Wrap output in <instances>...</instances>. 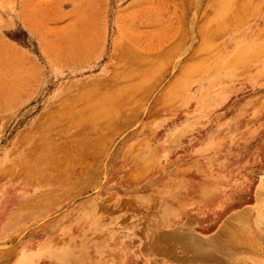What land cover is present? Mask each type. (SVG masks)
<instances>
[{
	"label": "rangeland",
	"instance_id": "1",
	"mask_svg": "<svg viewBox=\"0 0 264 264\" xmlns=\"http://www.w3.org/2000/svg\"><path fill=\"white\" fill-rule=\"evenodd\" d=\"M263 174L264 0H0V264H264Z\"/></svg>",
	"mask_w": 264,
	"mask_h": 264
},
{
	"label": "crops",
	"instance_id": "2",
	"mask_svg": "<svg viewBox=\"0 0 264 264\" xmlns=\"http://www.w3.org/2000/svg\"><path fill=\"white\" fill-rule=\"evenodd\" d=\"M36 5L44 6V5H46V3L36 1ZM32 18L23 15V12H22L19 16V19H18L19 24L30 36H32L33 38L39 39L38 27L36 25V22L33 21ZM64 254H61L58 251V255L51 259V261H52L51 264H104L103 258H102V253H101V255H100V253L96 254L98 256L95 255L92 260L89 259V256L82 255L80 252H77V251H73V252L64 251ZM15 262L16 261H14L13 264ZM115 264H116V262H115Z\"/></svg>",
	"mask_w": 264,
	"mask_h": 264
},
{
	"label": "bare ground",
	"instance_id": "3",
	"mask_svg": "<svg viewBox=\"0 0 264 264\" xmlns=\"http://www.w3.org/2000/svg\"><path fill=\"white\" fill-rule=\"evenodd\" d=\"M184 36V35H183ZM168 47V46H167ZM162 51V50H161ZM176 52V51H175ZM155 54V53H154ZM167 54V53H166ZM176 54V53H175ZM163 55V54H162ZM173 55V54H172ZM176 56V55H175ZM172 57V56H171ZM166 59V58H165ZM134 61V60H133ZM135 62V61H134ZM136 64H138V63H136ZM133 66V65H132ZM135 66V65H134ZM196 68V67H195ZM134 69V68H133ZM145 71H146V69H145ZM144 72V71H143ZM142 73V72H141ZM116 74H118V73H116ZM146 75H147V72H146ZM149 75V74H148ZM136 76V75H135ZM147 77V76H146ZM150 78V77H149ZM116 79V78H115ZM142 79H143V77H142ZM144 80V79H143ZM139 81V80H138ZM136 82V81H135ZM129 86V85H128ZM132 87H133V85H131ZM93 88H95V87H93ZM131 88V87H130ZM86 91V90H85ZM81 93V92H80ZM79 93V95L76 97V99H75V101H77L79 104H80V102H83L84 104L85 103H87V101H86V99H88V98H92V95L90 94V92L88 91L87 93H85V94H80ZM122 93V92H121ZM120 95V94H119ZM84 96H89V97H84ZM121 96V95H120ZM82 97H84L85 98V100H83L84 98H82ZM100 97H102V96H100ZM110 99V98H109ZM110 100H113V99H110ZM102 101V100H101ZM103 101H105V100H103ZM102 101V102H103ZM116 101V100H115ZM108 102V101H107ZM69 103L70 104H73V101H70L69 100ZM81 105H83L82 103H81ZM105 105V104H104ZM70 107H72V106H70ZM92 107V106H91ZM104 108V107H103ZM63 109H64V107H63ZM65 109H66V107H65ZM95 109H97V107L95 108ZM105 110V109H104ZM67 111V110H66ZM103 110H98L97 111V113H98V115L99 114H101V112H102ZM68 112H69V114H68V116L70 115V117L73 115V114H76V112H72V110H71V108H69L68 109ZM92 111H91V109H89V110H87V113L86 114H83V115H76V116H73V118H77V119H79V121L80 120H88V119H91L92 117H93V114L94 113H91ZM64 115V114H63ZM67 114H65L64 116H66ZM96 115V114H95ZM67 116V117H68ZM69 117V118H70ZM55 118V117H54ZM72 118V119H73ZM94 118V117H93ZM77 119H75V120H77ZM71 121V120H70ZM69 121V122H70ZM72 121H74V120H72ZM79 121H76V122H79ZM66 124H67V122H66ZM70 124V123H69ZM72 124H74V123H72ZM76 124H78V123H76ZM76 124H74V125H76ZM78 125H80V124H78ZM64 126V125H63ZM72 125L70 124V126L69 127H71ZM77 126V125H76ZM66 127V126H65ZM72 127H74L75 128V126H72ZM264 175V174H263ZM259 186V185H258ZM233 219L235 220V222L237 221V222H240V221H242L243 219H244V215L242 214V213H237V214H235V217H233ZM232 219V220H233ZM232 221H231V218H230V223H231ZM226 223H229V222H226ZM225 224V223H224ZM226 225V224H225ZM229 225H231V224H229ZM232 225H233V223H232ZM221 232V231H220ZM174 239V238H173ZM163 241V240H162ZM165 241V240H164ZM172 241V240H171ZM42 252H40V251H37L36 253H34V254H30V255H25L23 258H22V261L23 262H32V263H35L36 262V260H38L39 258H40V256H42ZM258 261V260H257ZM102 262V261H101ZM259 262V261H258ZM258 262H257V264H258ZM255 264V263H254ZM263 264V263H262Z\"/></svg>",
	"mask_w": 264,
	"mask_h": 264
}]
</instances>
